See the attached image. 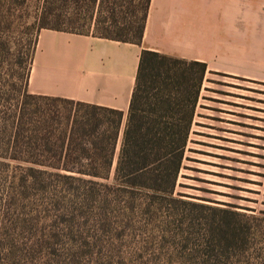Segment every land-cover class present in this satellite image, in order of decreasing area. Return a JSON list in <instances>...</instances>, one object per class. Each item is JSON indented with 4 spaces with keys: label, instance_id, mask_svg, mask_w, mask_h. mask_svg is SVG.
I'll return each instance as SVG.
<instances>
[{
    "label": "trees",
    "instance_id": "obj_1",
    "mask_svg": "<svg viewBox=\"0 0 264 264\" xmlns=\"http://www.w3.org/2000/svg\"><path fill=\"white\" fill-rule=\"evenodd\" d=\"M26 1L0 0V39L26 17L36 40L48 29L140 44L151 0H37L30 13ZM6 49L0 264H264V211L176 194L205 63L143 50L125 116L30 94L32 59L6 79Z\"/></svg>",
    "mask_w": 264,
    "mask_h": 264
},
{
    "label": "crops",
    "instance_id": "obj_2",
    "mask_svg": "<svg viewBox=\"0 0 264 264\" xmlns=\"http://www.w3.org/2000/svg\"><path fill=\"white\" fill-rule=\"evenodd\" d=\"M143 50L205 63V80H264V0H151L140 44L43 29L28 92L126 116Z\"/></svg>",
    "mask_w": 264,
    "mask_h": 264
},
{
    "label": "rangeland",
    "instance_id": "obj_3",
    "mask_svg": "<svg viewBox=\"0 0 264 264\" xmlns=\"http://www.w3.org/2000/svg\"><path fill=\"white\" fill-rule=\"evenodd\" d=\"M27 1L30 13L37 0ZM31 22L16 19L0 39L9 51L3 54L6 79L5 73L26 74L37 41ZM176 194L264 211V80L207 75Z\"/></svg>",
    "mask_w": 264,
    "mask_h": 264
}]
</instances>
